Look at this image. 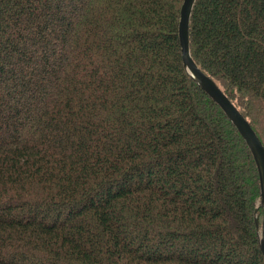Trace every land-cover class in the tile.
<instances>
[{
  "label": "trees",
  "instance_id": "trees-1",
  "mask_svg": "<svg viewBox=\"0 0 264 264\" xmlns=\"http://www.w3.org/2000/svg\"><path fill=\"white\" fill-rule=\"evenodd\" d=\"M183 0H0V264H264L251 149L187 71ZM195 62L264 144V0H196Z\"/></svg>",
  "mask_w": 264,
  "mask_h": 264
},
{
  "label": "water",
  "instance_id": "water-1",
  "mask_svg": "<svg viewBox=\"0 0 264 264\" xmlns=\"http://www.w3.org/2000/svg\"><path fill=\"white\" fill-rule=\"evenodd\" d=\"M195 2L196 0H183L180 8L179 39L183 62L187 71L223 108L251 149L260 178V206L263 209V216L261 226L257 215L255 216V224L259 233V246L264 256V144L242 112L219 87L215 80L195 62L191 55L189 23Z\"/></svg>",
  "mask_w": 264,
  "mask_h": 264
},
{
  "label": "rangeland",
  "instance_id": "rangeland-1",
  "mask_svg": "<svg viewBox=\"0 0 264 264\" xmlns=\"http://www.w3.org/2000/svg\"><path fill=\"white\" fill-rule=\"evenodd\" d=\"M256 205H258L260 202L259 200L256 201ZM257 209V208H256ZM255 216L257 215L258 216V219H259V223H260V226H261V221H262V216H263V209H261V212H259V209H257V212L255 210Z\"/></svg>",
  "mask_w": 264,
  "mask_h": 264
}]
</instances>
